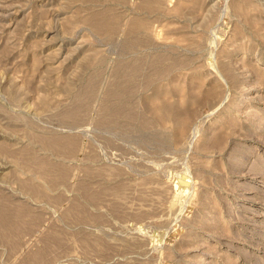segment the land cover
Segmentation results:
<instances>
[{"label": "rangeland", "instance_id": "rangeland-1", "mask_svg": "<svg viewBox=\"0 0 264 264\" xmlns=\"http://www.w3.org/2000/svg\"><path fill=\"white\" fill-rule=\"evenodd\" d=\"M0 264H264V0H0Z\"/></svg>", "mask_w": 264, "mask_h": 264}]
</instances>
